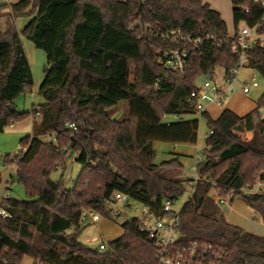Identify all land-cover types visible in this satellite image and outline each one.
Masks as SVG:
<instances>
[{
    "label": "trees",
    "instance_id": "1",
    "mask_svg": "<svg viewBox=\"0 0 264 264\" xmlns=\"http://www.w3.org/2000/svg\"><path fill=\"white\" fill-rule=\"evenodd\" d=\"M230 2L234 28L252 26L263 11L253 0ZM17 17L28 18L21 30ZM0 20V132L32 121L21 150L3 158L25 198L0 199L9 214L0 217V264H20L25 256L34 264H156L133 220L121 223L104 251L84 245L81 211L107 216L101 201L118 192L161 214L165 200L175 203L185 193L193 179L181 176L179 157L155 164L152 145L196 143L198 119L167 126L164 116L192 114L186 99L196 79L235 66L220 14L202 0H18L0 4ZM169 30L200 39L182 71L160 60L159 52L179 45L162 38ZM21 36L46 62L37 91L43 103L20 112L14 99L31 92L33 82ZM247 67L264 82V46H251ZM121 101L127 112L113 118L108 110ZM201 115L212 133L196 166L200 179L179 210L181 240L211 244L224 254L222 264H264V237L228 223L210 195L213 188L222 199L240 198L264 224V195L237 192L264 181V91L243 116L227 108L215 119ZM70 122L75 129L65 125ZM75 154L81 168L65 187L51 175Z\"/></svg>",
    "mask_w": 264,
    "mask_h": 264
},
{
    "label": "built area",
    "instance_id": "2",
    "mask_svg": "<svg viewBox=\"0 0 264 264\" xmlns=\"http://www.w3.org/2000/svg\"><path fill=\"white\" fill-rule=\"evenodd\" d=\"M253 1L259 3L263 9L258 21L252 26L240 24L237 28L232 27L231 32L228 33L227 44L232 53L236 55L235 66L228 71L215 67L213 72L206 76L203 82L200 84L195 82V90L186 99L193 113L201 114L206 111L209 104L222 105L223 100L228 95L235 93L247 95L251 91H257L259 84L254 78L247 82L241 80L239 76L242 67L247 66V51L251 46L254 44L264 46V0ZM162 38L179 45L164 52H159L161 62L169 70L182 71L192 49L198 47L200 39H193L175 30L166 31ZM217 69L222 71L220 80L215 75ZM184 115L183 113L165 115V125L168 126L173 122L183 121L185 119ZM65 125L75 129V125L72 122L65 123ZM211 133V131L206 133L205 138L209 137ZM42 139L46 142H54L55 140L52 135H45ZM196 159L197 163L201 162L203 155L197 153ZM196 166L195 178L187 187L189 191H193L194 182L200 179ZM211 190L216 195L214 200L217 203L223 200L218 192L213 188ZM237 192L243 195H264V181L256 178L253 183L243 185ZM129 201L130 199L127 196L114 192L101 202L107 216L123 222L135 221L139 232L146 236L155 251L156 264H222L224 254L221 250L212 247L211 244L181 240L179 210L173 209V202L165 200L162 204V213L156 214L141 204L135 208L134 213H131L127 210V207L130 206ZM8 215L7 211L0 208V217ZM98 217L99 214L96 211L83 209L80 215V223L85 218L96 220ZM95 248L99 251H104L107 248V244L101 242Z\"/></svg>",
    "mask_w": 264,
    "mask_h": 264
},
{
    "label": "rangeland",
    "instance_id": "3",
    "mask_svg": "<svg viewBox=\"0 0 264 264\" xmlns=\"http://www.w3.org/2000/svg\"><path fill=\"white\" fill-rule=\"evenodd\" d=\"M18 0H0L1 3L13 4ZM211 1V0H210ZM215 1V0H213ZM209 0L205 1V3ZM223 14V18L228 26V29L232 30V5L230 0H216ZM208 4V3H207ZM209 5V4H208ZM27 17H17L15 19L16 28L21 30L25 23L27 22ZM2 29V20H0V30ZM21 43L23 50L26 54L27 60L30 65L32 72V91L29 93H24L19 95L14 99V107L17 111H29L31 108L37 107L43 102V98L38 94V87L43 80V67L46 62L45 53L34 47L31 41L27 38L21 36ZM217 79L221 76V69L215 71ZM240 78L250 82L251 79H255L259 87L257 91H251L249 94L244 96H239L238 93L228 95L224 100L223 104L218 106L220 108H230L235 113H241L244 110H249V106L256 103L257 99L261 96L264 91V82L259 74H257L253 69L243 66L240 71ZM205 80L204 76H199L196 79V83H201ZM127 112V104L125 101H121L118 105L110 108L108 113L113 118L122 117ZM213 116H217V111H213ZM185 119L196 118L198 119V131L197 140L195 144H177L178 151H185L186 155L181 157V176L186 179H194L196 175L195 166L197 163L196 154L201 153L204 148L205 134L209 132L206 127V121L199 113L185 114ZM262 117V116H261ZM260 117V118H261ZM32 131V121L30 118L17 122L11 126L5 127L0 132V173H1V183H0V197H12L15 199H24L25 194L22 186L19 185L15 180L14 166L4 165L3 158L5 155L13 157L22 148L20 144V139L31 134ZM250 132H245L241 134L243 138H250ZM172 143L166 142H155V156L153 162L159 164L163 161L169 160L173 157L171 146ZM75 155L69 158L64 165V168H59L54 172L51 177L54 180H59L61 178L65 187H70L73 179L77 176L81 165L75 160ZM61 176V177H60ZM11 181L8 188L4 189L3 186L5 181ZM210 195L213 199H216V195L213 190L210 191ZM189 196V190L186 188L185 193L175 201L173 204L174 210H180L182 204L186 201ZM130 206L127 210L131 213L135 212V208L139 207V203L130 200ZM219 209L225 220L233 226H237L244 231L249 233L263 236L264 237V224L261 220L256 217L252 211L245 205V203L238 197L226 198L218 202ZM100 219L96 223H90L88 220L84 219L81 221L80 225L83 229L80 232L79 240L84 245L89 248H95L99 243L116 238L121 232V223L123 221L115 219L110 216H100ZM20 264H34L33 260L27 256L23 257Z\"/></svg>",
    "mask_w": 264,
    "mask_h": 264
},
{
    "label": "crops",
    "instance_id": "4",
    "mask_svg": "<svg viewBox=\"0 0 264 264\" xmlns=\"http://www.w3.org/2000/svg\"><path fill=\"white\" fill-rule=\"evenodd\" d=\"M205 1H207V0H202V2L203 3H205ZM208 4H209V6L213 9V10H215V11H217L219 14H220V16H221V18L223 19V21L225 22V20H224V18H223V14H222V12H221V10H220V7H219V5L217 4V2H216V0L215 1H213V0H209V2H207ZM231 17H232V12H231ZM225 24H226V22H225ZM227 26V25H226ZM233 27V26H232ZM20 30V29H19ZM227 30H228V33L230 32V30L228 29V26H227ZM220 78V77H219ZM218 78V79H219ZM241 79V78H240ZM220 80V79H219ZM241 80H243V79H241ZM238 95L239 96H244L243 94H241V93H238ZM43 103V102H42ZM41 103V104H42ZM40 105V104H39ZM255 107V104H253V105H251V106H249V110H244L243 112H239L238 114L237 113H235L233 110H231L230 108H227V107H225V108H227V109H229V110H231L232 112H234L235 114H237L238 116H243V115H245L246 113H248L249 111H251L253 108ZM222 109H224V108H220V107H218V105H216V104H209L208 106H207V109H206V111L209 113V115L213 118V119H215V118H217L218 116H219V114H220V112L222 111ZM213 111H217V116H213ZM193 114V113H192ZM172 147H171V151H172V154H173V156L174 155H176V156H178L179 157V161L181 160V157H183V156H185L186 155V152L185 151H178V145L177 144H172L171 145ZM152 147H153V149H154V151H155V148H156V146H155V142H153V145H152ZM180 163H181V161H180ZM182 165V164H181ZM10 184H11V181H9V180H6L5 181V184H4V186H3V188L4 189H6V188H8L9 186H10ZM1 194V193H0ZM2 197H0V199H1ZM86 220H88L90 223H96V222H98L99 221V219H100V217H98L96 220H90V219H87V218H85ZM225 219V218H224ZM122 232V231H121ZM121 232H120V234H121ZM119 234V235H120ZM118 235V236H119ZM112 240V239H111Z\"/></svg>",
    "mask_w": 264,
    "mask_h": 264
},
{
    "label": "water",
    "instance_id": "5",
    "mask_svg": "<svg viewBox=\"0 0 264 264\" xmlns=\"http://www.w3.org/2000/svg\"><path fill=\"white\" fill-rule=\"evenodd\" d=\"M70 156H71V153H69L68 157H70ZM17 200H19V199H17Z\"/></svg>",
    "mask_w": 264,
    "mask_h": 264
}]
</instances>
